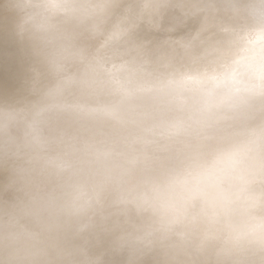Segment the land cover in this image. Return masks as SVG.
Masks as SVG:
<instances>
[{
    "label": "rangeland",
    "instance_id": "1",
    "mask_svg": "<svg viewBox=\"0 0 264 264\" xmlns=\"http://www.w3.org/2000/svg\"><path fill=\"white\" fill-rule=\"evenodd\" d=\"M106 1L0 0V4L3 3L2 9L0 8V18L12 16L14 20L25 15L46 17L47 7L56 6H62L63 12L66 13L69 12L71 3L76 5L77 13L87 17L92 5L103 7ZM115 1H117L116 5L92 23L71 21L62 32L57 34L53 32L47 50L39 57L44 64H47L48 75L44 83L45 91L35 101L33 93L36 88H30V79L27 80L29 74L26 69H22L25 63H21L14 55L13 44L6 40L7 34L3 30L4 24L1 23L3 19L0 20V103H6L8 108L0 111L2 115L0 117V187L2 189L6 184L7 188L0 192V220L20 206L27 209L20 218H14L4 224L3 228L0 227L3 231L2 233L0 231V250L7 255L19 254L22 248H27L25 249L27 251L32 247L31 238L34 237L32 234L40 232L38 227L55 210L56 202L53 194L50 197L46 195L47 197L39 198V205L29 202L30 206L28 208L26 206L27 200L29 201L27 197L32 191L31 182L26 179L47 177L48 180L52 173L51 167L62 171L60 176L64 190L59 194V202L62 203L73 195L72 200L77 205L89 208L91 217L87 220L79 216L70 218L68 225L58 233V236L52 237L46 243L36 259L37 263L105 264L109 258H105L104 261V257L109 253L127 250L130 244L152 242L157 231L170 235L171 244L181 241L187 243L195 239L202 241L205 233L194 235L197 232V221L196 213L192 210L183 213L179 222L174 221L172 224L167 222L168 225L159 223L157 230H153L145 218V214L152 209L146 193L156 185L160 177L169 173L185 156L208 144H227L231 148L237 141L246 142L245 140L252 136H256L252 142L255 147L260 151L264 148V94L252 90L232 101H219L215 105L203 104V109L199 113L202 115L198 114L194 117L195 121L190 125L181 128L168 125L161 133H141L139 122L130 130L135 134L95 127L68 131L61 126L62 124L51 125V119H55L57 115L54 112L47 115L46 109L50 97L54 94L62 95V100L66 103L71 97V85L68 83L72 73L77 80L86 76L84 67H77L85 55L88 63H91L94 57L99 58L102 51L103 56L104 54L109 56L108 48L116 39L114 35L119 34L116 35L118 40L123 38V23L121 24L123 26H117L119 30L113 25L103 30L108 19L116 12V6L125 0ZM51 25L48 27L55 30ZM113 28L116 30L112 31L117 33L111 31ZM108 31L114 35L107 34ZM139 33L140 30L133 36L139 38ZM108 36L112 38L111 41L107 39ZM252 36H248L250 40L248 39L247 42H250V45L259 43L258 41L263 39L260 33L257 36L260 40L252 42V39L257 38H251ZM98 38L100 42L102 40L103 46ZM257 43L252 44V47ZM192 56L195 58L196 55ZM101 57L99 60H103ZM194 58L193 63H196L199 58H196L197 60ZM102 60L99 62L102 64L100 66L109 65L110 57L106 58L107 61ZM131 68H118V72L113 69L104 74L108 76L107 79L94 75L92 79L99 90L88 95V99L80 100L78 110L89 111L86 107L88 103H92L90 107L93 108L90 110L93 111L99 104L97 101L99 98L110 97L111 90L104 87L110 78L116 79L120 86L123 85V91L136 92L140 84L126 86L128 84L126 81L129 80V74L135 72L138 76L141 73ZM193 69L195 70L192 68L190 71L194 74L196 70L194 72ZM144 75L148 76V73ZM21 83L24 85L21 86ZM17 87L19 88L14 90ZM31 98L34 102L28 100ZM25 100L29 101L27 106L24 104ZM4 116L8 117L9 123L11 121V124H8L10 126L19 125L26 129L33 127L27 134L29 139L34 138L35 158L29 155L27 150L13 152V146L9 144L15 140L13 134L4 126L6 120ZM76 116L78 113L73 118L70 117L78 120ZM25 139L23 137L18 140L21 147L26 143ZM236 152L238 149H231L226 158L230 161ZM86 156H90L92 160L88 159V162L82 165L81 160ZM38 169L41 176L36 174ZM22 176L26 178L24 181H20ZM47 193L49 194L50 191ZM29 210L32 212H28ZM175 216L172 215L170 218ZM137 255L123 264H135L141 256ZM173 256L179 257L174 253L168 255L163 250L150 247L144 252L143 259L147 264H174ZM118 263L121 264L114 262V264Z\"/></svg>",
    "mask_w": 264,
    "mask_h": 264
},
{
    "label": "bare ground",
    "instance_id": "2",
    "mask_svg": "<svg viewBox=\"0 0 264 264\" xmlns=\"http://www.w3.org/2000/svg\"><path fill=\"white\" fill-rule=\"evenodd\" d=\"M116 2L107 0L103 7L92 5L90 11L87 12L89 14L87 17L77 13L78 9L73 3L69 5V12L66 13L63 12L62 6L47 7L46 17L25 15L13 20L12 16H1L0 20L3 19L1 23L4 24L3 30L7 34L6 40L13 44L14 55L20 59L21 63H25L22 69H26L29 74L27 80L30 79V88H36L33 93L34 98L32 97L34 101L45 91L44 83L48 75V67L39 57L47 50L53 32L56 34L62 32V29L71 21L83 24L92 23L109 8L116 5ZM2 7L3 3L0 4L1 9ZM116 7V12L108 19L103 30L110 25L115 28L121 27L123 23L124 29L120 30L123 38L118 40L119 34L114 35L117 33L114 32L116 29H111V31L114 30L112 34L117 40L114 39V42H111L112 45L108 48L109 56L104 54L106 58L110 57L109 65L107 64L103 68L100 66L102 64H99L102 60H99L101 56L103 60H106L103 51L102 55L99 54L101 52H98L99 58L94 57L91 59L92 62L89 60L91 63H88L85 55L77 67H84L86 76L77 80L72 73L68 83L71 85L70 99L64 103L62 95L54 94L48 100L47 115L52 112L57 115L55 119H51V125L62 124L61 126L68 131L95 127L130 134H135L130 130L137 122L142 128L141 133H161L163 128L168 125L178 128L188 126L195 121L194 117L201 112L203 104L207 103L200 104L194 115L192 108L196 101L192 97L184 95L180 86L198 83L201 66L210 61L223 45L240 39L247 42L250 40L248 36L253 35L254 37L251 38H256L260 33L262 35L260 37L264 39V0H125ZM50 24L55 30L48 27ZM117 30L119 29L117 28ZM138 30L141 32L138 35L139 38L136 35L133 36ZM110 32L106 33L111 34ZM260 37H257L256 40L252 39V42L260 40L258 39ZM107 39L111 41L112 38ZM35 42L36 44H34ZM247 43L250 45V42ZM255 43L252 44L255 45ZM102 44L103 42L101 46H103ZM103 50L105 49L103 48ZM192 55H200L199 60ZM193 58H197L196 63H193ZM85 64L87 65L83 66ZM123 67L127 69L133 67L131 69H136L138 73H141L138 75L139 77L135 72L132 75L129 74V80L126 81L128 83L126 86L139 83L138 90L134 93L123 91V85L120 86L116 79L110 78V81H106V85H104L107 87L106 89L111 90L110 97L99 98L97 100L99 104L93 111L90 110L93 108L90 107L92 103H88L86 108L89 111L80 112L78 110L80 100L88 99V95L97 93L99 90L96 87V82L94 83L92 79L94 75L107 79L108 76H104V74L113 69L118 72V68ZM192 68L196 70L195 72L193 69L194 74L190 71ZM146 73L148 76L144 75ZM20 76L22 77V75ZM22 85L24 83H21ZM32 98L28 100L34 102ZM28 100H25V105L29 103ZM6 109H8L7 104L0 103V111ZM77 113L78 116L75 118L78 117V120L71 119L70 116L73 118ZM7 118L4 120V126L13 134L12 137L15 141L9 144V146H13V152L27 150L29 155L35 158L34 138L29 139L27 134L33 127L26 129L19 125L10 126L8 124H11V121L9 123ZM23 137L28 139H25L26 143L21 147L18 140ZM255 137H248L246 142L237 141L231 146L230 150L238 149V152L230 159L234 168H239L246 159H250L260 152V149L252 143ZM82 159L81 164L84 165L83 163L88 162L91 157L86 156ZM50 170L52 173L48 180L47 177L28 180L22 176L20 181L26 179L31 182L32 191L27 197L29 201L26 199L27 208L30 206L29 202L39 205V198L47 197L46 195L50 197L53 194L56 211H52L48 219L43 221L41 226L39 225L40 232L32 234L34 235L31 238L33 246L27 251L25 250L27 248H22L19 254L7 255L0 250V264H38L36 259L46 243L52 237L58 236V233L68 225L70 218L79 216L83 220H87L91 217L89 208L77 205L72 200L73 195H70L64 202H59V194L61 190H64L63 180L60 176L62 171L57 168L53 169V167ZM36 174L41 176L39 169ZM241 179L247 182L246 177L241 176ZM43 180L47 181L42 182ZM256 184L254 190L249 189L243 193L245 207L250 209H258L264 203V189L260 187L259 178H257ZM4 189H7L6 184L2 189L0 187V192ZM46 201L48 200L46 199ZM26 210L25 207L20 206L15 211H10L4 219L0 220V227L3 228L4 224L14 218H20V215ZM191 210L196 213L197 221V232L194 235L205 233L202 241L195 239L187 243L181 241L171 244L170 235L157 231L154 233L152 242L130 244L127 250L109 253L104 257V261L105 258H109L105 264H114V262L123 264L137 254L141 256L135 264H147L143 255L150 247L163 250L168 255L171 253L179 255L177 258L173 256L174 264H264V241L259 235V217L247 223L235 224L227 219L221 221L214 215H204L198 209ZM28 212H32V210ZM182 214L178 213L176 216L174 214L175 218L172 217L173 219L170 218L172 215L162 218L152 208L145 214V218L151 228L157 230L159 223L168 225L167 222L170 224L174 221L179 222Z\"/></svg>",
    "mask_w": 264,
    "mask_h": 264
},
{
    "label": "clouds",
    "instance_id": "3",
    "mask_svg": "<svg viewBox=\"0 0 264 264\" xmlns=\"http://www.w3.org/2000/svg\"><path fill=\"white\" fill-rule=\"evenodd\" d=\"M200 73L198 83L180 86L184 95L196 101L194 115L205 102L232 101L249 90L264 94V39L254 48L244 39L223 45L201 66ZM229 151L227 144H212L188 154L159 178L146 193L147 199L162 218L191 209L235 224L259 217V235L264 241V203L258 209L247 208L243 195L256 188L257 178L264 189V148L239 168L226 158Z\"/></svg>",
    "mask_w": 264,
    "mask_h": 264
}]
</instances>
